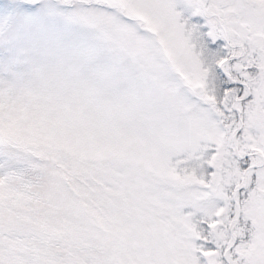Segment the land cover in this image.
Wrapping results in <instances>:
<instances>
[{
  "label": "snow or ice",
  "instance_id": "6c2138e0",
  "mask_svg": "<svg viewBox=\"0 0 264 264\" xmlns=\"http://www.w3.org/2000/svg\"><path fill=\"white\" fill-rule=\"evenodd\" d=\"M0 264H264V0H0Z\"/></svg>",
  "mask_w": 264,
  "mask_h": 264
}]
</instances>
